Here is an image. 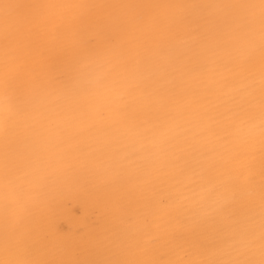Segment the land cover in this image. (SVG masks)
I'll use <instances>...</instances> for the list:
<instances>
[{"label": "bare ground", "instance_id": "6f19581e", "mask_svg": "<svg viewBox=\"0 0 264 264\" xmlns=\"http://www.w3.org/2000/svg\"><path fill=\"white\" fill-rule=\"evenodd\" d=\"M259 4L0 0V262L207 264L236 229L258 244L264 124L235 89L259 100Z\"/></svg>", "mask_w": 264, "mask_h": 264}, {"label": "snow or ice", "instance_id": "6c2138e0", "mask_svg": "<svg viewBox=\"0 0 264 264\" xmlns=\"http://www.w3.org/2000/svg\"><path fill=\"white\" fill-rule=\"evenodd\" d=\"M247 7L255 8L256 5H247ZM259 8L262 36H264V0H260ZM245 26L251 28V23L248 22ZM235 93L240 97L239 107L241 111H244L250 119L254 118L255 113L249 111V109L254 110L258 103L259 118L261 123L264 124V74L261 76V90L258 101L251 86L238 87L235 89ZM46 102L48 101L45 98L37 101V104L43 105ZM262 200H264V189H262ZM262 207H264V203H262ZM225 243L233 258L224 261H209L207 264H264V222L261 224V236L258 244L255 233L251 229L234 230ZM0 264H39V262L9 260L0 262ZM116 264H121V262H116Z\"/></svg>", "mask_w": 264, "mask_h": 264}]
</instances>
